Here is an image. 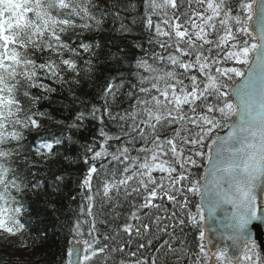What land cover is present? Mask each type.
Masks as SVG:
<instances>
[{"label":"snow or ice","instance_id":"snow-or-ice-1","mask_svg":"<svg viewBox=\"0 0 264 264\" xmlns=\"http://www.w3.org/2000/svg\"><path fill=\"white\" fill-rule=\"evenodd\" d=\"M142 5L141 55L112 53L122 67L97 85L101 45L86 33L104 30L105 0H0V232L20 236L28 195L63 180L38 178L29 161L55 164L64 139L26 144L50 119L39 105L58 84L77 110L57 125L99 124L78 157L87 170L61 264H264V0ZM85 82L99 104L78 94ZM218 214L214 244L203 225ZM188 224L196 253L177 235Z\"/></svg>","mask_w":264,"mask_h":264},{"label":"trees","instance_id":"trees-1","mask_svg":"<svg viewBox=\"0 0 264 264\" xmlns=\"http://www.w3.org/2000/svg\"><path fill=\"white\" fill-rule=\"evenodd\" d=\"M105 4L109 15L105 18L104 30L98 33H86L101 45L98 57L95 58L97 85H103L107 77L116 75L115 70L122 67L113 58L112 53L123 49L120 55L126 53L130 59L133 56L138 57L141 55V50L135 45L145 43L148 35L139 21L143 13L142 0H105ZM116 10L120 11L119 16L114 14ZM133 20L137 22L134 24ZM121 23L130 30L120 31ZM127 67L128 63L125 61L123 68ZM125 76H127L126 72ZM52 86L57 88V92L52 94L51 100H42L39 105L40 110L47 112L50 119L44 121V127L38 132L27 134L26 144L35 146L40 136L49 137L52 134L64 139L65 143L59 149L61 155L55 164L50 161L45 162L43 157L34 155L29 161L32 171L38 178L51 181L53 174H57L62 175L63 180L58 190H55L51 183H46L38 194L28 195L26 199L31 210L28 215L31 218L27 219L25 231L20 236L7 237L0 232V264H61L67 225L74 220L79 210L81 197L78 185L86 173L87 165L78 157L83 156L84 143L97 135L99 124L94 119H88L85 121V127L79 132L57 125L55 123L57 120L71 123V118L77 109L70 103L67 86L63 88L58 84ZM97 90L96 86L85 82L82 89L78 90V94L81 98L87 97L93 103L99 104L100 101L94 98ZM69 136L72 140L67 139ZM64 156L68 158L64 159ZM200 163L202 167L198 169L197 174L202 176L205 162ZM73 196L76 197L75 200L72 199ZM192 199L198 202L197 197ZM193 211H195L194 207ZM177 235L187 240L186 247L191 253L198 252L199 233L194 226L188 224L183 233L178 229ZM261 252L264 255V249H261ZM152 254L151 251L144 253L149 257Z\"/></svg>","mask_w":264,"mask_h":264},{"label":"water","instance_id":"water-1","mask_svg":"<svg viewBox=\"0 0 264 264\" xmlns=\"http://www.w3.org/2000/svg\"><path fill=\"white\" fill-rule=\"evenodd\" d=\"M227 131V129L225 128L223 131H221V135H223L225 132ZM208 167V164L205 163L203 170H202V176L204 175L205 169ZM202 183L204 182L203 180L201 181ZM198 201H199V197ZM225 207H229V206H225ZM207 216V213H206ZM205 231H206V235L208 238L212 239L214 244H218L220 243L217 239V232L218 231H222V224H221V217L218 214V217L216 219H213L212 217H208L206 219V221L204 222L203 225ZM213 229H216L217 232H214ZM261 234L259 235V238L257 239V244H260V241L264 240V229H261ZM207 242V241H206ZM230 243V242H229ZM263 250V249H262Z\"/></svg>","mask_w":264,"mask_h":264},{"label":"rangeland","instance_id":"rangeland-1","mask_svg":"<svg viewBox=\"0 0 264 264\" xmlns=\"http://www.w3.org/2000/svg\"><path fill=\"white\" fill-rule=\"evenodd\" d=\"M2 233V232H1ZM4 236H7V237H12V236H10V235H7V234H4V233H2Z\"/></svg>","mask_w":264,"mask_h":264}]
</instances>
